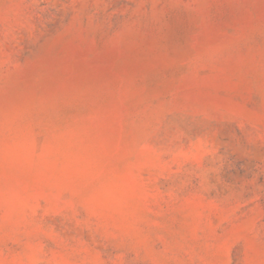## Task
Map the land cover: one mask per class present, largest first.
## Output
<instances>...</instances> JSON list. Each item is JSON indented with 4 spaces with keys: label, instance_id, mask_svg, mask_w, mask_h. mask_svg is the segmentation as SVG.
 <instances>
[{
    "label": "rangeland",
    "instance_id": "1",
    "mask_svg": "<svg viewBox=\"0 0 264 264\" xmlns=\"http://www.w3.org/2000/svg\"><path fill=\"white\" fill-rule=\"evenodd\" d=\"M0 264H264V0H0Z\"/></svg>",
    "mask_w": 264,
    "mask_h": 264
}]
</instances>
